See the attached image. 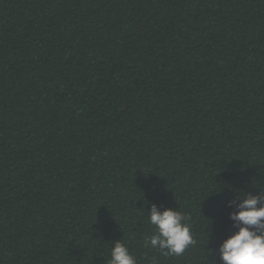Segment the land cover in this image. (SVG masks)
<instances>
[{
  "label": "trees",
  "instance_id": "16d2710c",
  "mask_svg": "<svg viewBox=\"0 0 264 264\" xmlns=\"http://www.w3.org/2000/svg\"><path fill=\"white\" fill-rule=\"evenodd\" d=\"M261 193L264 0H0V264H222Z\"/></svg>",
  "mask_w": 264,
  "mask_h": 264
},
{
  "label": "clouds",
  "instance_id": "9594fccd",
  "mask_svg": "<svg viewBox=\"0 0 264 264\" xmlns=\"http://www.w3.org/2000/svg\"><path fill=\"white\" fill-rule=\"evenodd\" d=\"M237 208L230 218L238 230L221 244L220 260L222 264H264V193L244 198ZM185 219L179 211L166 209L160 212L152 206L149 222L155 226V232L145 244L166 254H183L195 243L190 224L184 222ZM110 257L108 264H137L120 241L114 243Z\"/></svg>",
  "mask_w": 264,
  "mask_h": 264
}]
</instances>
